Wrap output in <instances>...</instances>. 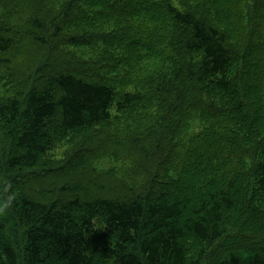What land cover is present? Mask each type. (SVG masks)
Instances as JSON below:
<instances>
[{"label": "trees", "instance_id": "trees-1", "mask_svg": "<svg viewBox=\"0 0 264 264\" xmlns=\"http://www.w3.org/2000/svg\"><path fill=\"white\" fill-rule=\"evenodd\" d=\"M177 1L0 0V264H264V0Z\"/></svg>", "mask_w": 264, "mask_h": 264}, {"label": "rangeland", "instance_id": "rangeland-1", "mask_svg": "<svg viewBox=\"0 0 264 264\" xmlns=\"http://www.w3.org/2000/svg\"><path fill=\"white\" fill-rule=\"evenodd\" d=\"M119 1H121V0H119ZM176 1L177 0H175V3H176ZM118 17H116V18H118ZM166 44H164V49H165V47L167 49V45ZM44 53H45V51L39 53L40 55L38 54L39 60L42 59V56H44ZM168 54H174L173 50L170 49ZM137 87H140L143 90V93L145 94V98H147V100L145 102V105H146L145 106V111H146V113L145 112H143V113L148 115V116H153L154 117L153 118V122L151 121V127L149 129V131H151V132L149 133V136L152 139H154L155 141L158 140V138L161 137L160 143L162 144L161 148H163V145H165L164 134L167 132V128L169 127L168 125H170V123H172V121L175 119V116L179 115L181 111H180V109L178 108V106L175 103L174 104L172 103V100L169 101V102L167 101L168 99H167V97L164 96V93H160V92H156V91L155 92H151L149 90V87H147L146 85H137ZM129 90L132 91L133 87H130ZM154 121H156V122H154ZM172 126H173V123H172ZM131 134H134V133L131 132ZM121 137L123 139H125L124 136H121ZM136 141H137L138 146H135V149L127 148V150H125L124 153L122 154L123 157L121 159H117L116 158V160H118V161H116V160H112V161L111 160H104V162L100 163V162H97L98 160L96 158H94V160H93L94 162L93 163L97 162L96 164H98V166L100 168H102V169L105 168L106 169V167H109L111 165H113V166L114 165H118V163L120 162L119 160H123V164L125 165V168L127 167L128 169H130V172L132 174H136L137 176L141 175L140 169H141V166H143L142 161H144L142 159L147 158V157L144 154V151L141 152V153H143V155L140 156L142 159L137 157V153H138V151L140 149H143V150H145V152L148 155V157H152V154H149L147 150H149L150 153H154L155 142L152 141L153 145L150 146L151 145V141H149L147 137H143L142 139H137L136 138ZM66 144L65 143H57L54 146L52 154L54 156V160L56 161V163L62 162V160H64L68 155L70 156L74 152L76 153V151H78L77 150V148L79 147L78 141L76 142V144L73 143V145H74L73 147H69L71 145L67 144L68 145L67 146ZM109 152H106V147L100 149V151H99V154H101L100 157H107ZM138 159H140L141 162H139ZM151 159L153 160V158H151ZM96 164L94 165L95 167H96ZM122 172L125 173V171H119L118 170V171H116V174L120 175L119 173H122ZM124 176H125V174H124ZM127 176H130V174L129 175L127 174ZM118 178H120L118 180L123 181L122 180L123 177L118 176ZM139 179H143L144 181H147L149 179V177L144 175V176H140ZM127 180L134 181L136 183H138V181H139L138 178H135V177H134V179L130 178V179H127ZM124 184L130 185L128 183V181L124 182Z\"/></svg>", "mask_w": 264, "mask_h": 264}, {"label": "clouds", "instance_id": "clouds-1", "mask_svg": "<svg viewBox=\"0 0 264 264\" xmlns=\"http://www.w3.org/2000/svg\"><path fill=\"white\" fill-rule=\"evenodd\" d=\"M12 187L10 182L5 183L4 191L7 192L8 189ZM15 198V193L8 195L2 202H0V215H4L6 211L11 207L12 201Z\"/></svg>", "mask_w": 264, "mask_h": 264}]
</instances>
